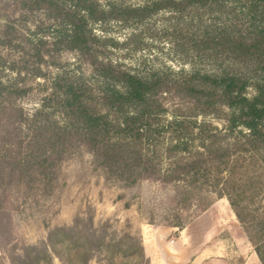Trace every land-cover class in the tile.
<instances>
[{
    "label": "trees",
    "instance_id": "1",
    "mask_svg": "<svg viewBox=\"0 0 264 264\" xmlns=\"http://www.w3.org/2000/svg\"><path fill=\"white\" fill-rule=\"evenodd\" d=\"M161 12L178 20L171 32L175 45L191 58L225 65L218 74L139 76L107 58L117 44L91 27H128ZM62 52L74 53L97 82L60 70L51 78L43 73L59 68ZM34 85L43 98L27 114L18 101ZM208 116L223 123V132L197 120ZM81 150L105 181L125 189L142 182L172 186L180 213L202 212L213 197L226 198L264 264V206L261 213L252 210L264 189V0H148L137 6L0 0V234L19 202L38 203L56 192L61 165ZM186 217L176 214L171 226L182 229ZM110 228L108 222L95 226L88 209L70 225L48 228L36 245L12 246L8 262L149 264L139 235Z\"/></svg>",
    "mask_w": 264,
    "mask_h": 264
},
{
    "label": "rangeland",
    "instance_id": "2",
    "mask_svg": "<svg viewBox=\"0 0 264 264\" xmlns=\"http://www.w3.org/2000/svg\"><path fill=\"white\" fill-rule=\"evenodd\" d=\"M126 5H142L148 0H115ZM41 17L35 16L39 20ZM175 17L161 12L150 20L124 27L118 23L93 24V32L117 44L109 47L107 58L124 70L139 76L164 72L172 76L197 71L218 74L225 65L191 58L173 42L171 35ZM47 27V23L43 28ZM59 68L43 69L49 78L60 71L81 76L89 84L97 82L90 69L71 52H62L56 60ZM58 66V65H57ZM42 83V79H35ZM43 93L33 90L18 101L27 114L39 109ZM173 101L167 100L171 109ZM61 120L59 116H56ZM169 118V114L165 116ZM223 132V123L208 116L198 117ZM61 182L56 192L38 203L25 202L9 212L10 225L0 234V264H9L7 255L12 246L20 249L44 241L48 228L70 225L78 214L90 209L93 223L108 222L110 231L139 235L144 256L149 264H260L247 233L232 213L226 198H212L204 211L187 213L176 210L173 187L155 182H142L125 189L117 182L105 181L92 169L90 156L83 150L61 165ZM264 189L255 199L252 210L261 213ZM178 214L187 216L182 228L171 226ZM252 235V229H248ZM52 264H62L54 258ZM89 264H97L91 260Z\"/></svg>",
    "mask_w": 264,
    "mask_h": 264
}]
</instances>
